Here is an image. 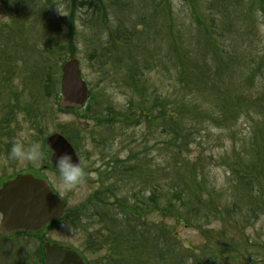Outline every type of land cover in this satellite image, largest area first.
I'll use <instances>...</instances> for the list:
<instances>
[{
    "label": "rangeland",
    "instance_id": "rangeland-1",
    "mask_svg": "<svg viewBox=\"0 0 264 264\" xmlns=\"http://www.w3.org/2000/svg\"><path fill=\"white\" fill-rule=\"evenodd\" d=\"M72 57L90 97L61 110ZM219 78L242 101L223 105L225 123L200 104L225 96ZM158 104L181 111L176 123ZM53 133L82 164L70 190ZM21 174L67 207L37 234L0 233V264H44L45 242L84 264H264V0H0V187Z\"/></svg>",
    "mask_w": 264,
    "mask_h": 264
},
{
    "label": "water",
    "instance_id": "water-1",
    "mask_svg": "<svg viewBox=\"0 0 264 264\" xmlns=\"http://www.w3.org/2000/svg\"><path fill=\"white\" fill-rule=\"evenodd\" d=\"M62 71L60 106L82 107L88 99L89 90L78 59L72 57L63 65ZM46 143L53 150L51 162L54 166L56 157L63 153H70L73 160H79L74 147L63 135L54 133L46 139ZM65 207L66 202L53 194L44 180L31 174L19 175L4 182L0 188V231L40 232L48 223L59 219ZM44 248L45 264H84L73 249L48 242H45Z\"/></svg>",
    "mask_w": 264,
    "mask_h": 264
},
{
    "label": "trees",
    "instance_id": "trees-1",
    "mask_svg": "<svg viewBox=\"0 0 264 264\" xmlns=\"http://www.w3.org/2000/svg\"><path fill=\"white\" fill-rule=\"evenodd\" d=\"M196 21H197L198 24H201L199 19L196 18ZM173 64H174V66H171V69L174 70V74L176 73L178 75V78H177L176 81L179 82V77L181 75V71L178 68H181V67H179L178 63L174 62ZM11 74H13V70L8 71L5 75H8L10 77ZM174 74L171 73V78L173 77ZM209 83H212L211 85L212 86L214 85L213 87L217 88L218 90H224L223 93L225 94V96L223 98H221V101H219L220 100V91H212L211 94L208 96V97L211 98L210 104L205 103L204 101H202V103H200V104H206V105L210 106V108L212 110V113H213L211 115L213 117V119H215L217 122L225 123L226 119H227V116H228V112L223 111V109H222V108H224L223 105L226 104V103L235 104L236 105V104H238V103H240L242 101L239 100V98H240L239 95L237 96V95L233 94L230 97L229 93L225 90L224 84L226 83V78H219V80H215V81L209 80ZM254 94L255 95L257 94V90H255ZM250 98L253 99L252 103L250 104L251 105V110H255V111H253L251 113L259 114L260 113L259 112V108L262 105V102H261L260 98H258L257 96H255V98L254 97H250ZM157 107L161 109L163 116L167 115L166 117H163L164 118L163 121H165V122L167 121L170 124L176 123V119L178 117V114L181 113V111H177L176 108L173 107L172 105L168 106V109H169L168 112H166V110H165V104L164 105H159L158 104ZM251 110L248 109L249 112ZM148 111L150 112V109L147 110V112L145 111V114L148 113ZM238 113L239 112L237 111L235 113L234 117ZM145 117H146V115H145ZM210 122L213 124L212 121H210ZM169 179L171 181V184L173 183V185L170 186V191H173V193L178 196V199L182 200V191L179 190L178 187L174 186V177L170 176Z\"/></svg>",
    "mask_w": 264,
    "mask_h": 264
},
{
    "label": "clouds",
    "instance_id": "clouds-1",
    "mask_svg": "<svg viewBox=\"0 0 264 264\" xmlns=\"http://www.w3.org/2000/svg\"><path fill=\"white\" fill-rule=\"evenodd\" d=\"M12 155L22 160H33L37 155L36 146L23 149L22 146L14 145ZM55 167L58 170L61 191L73 188L84 175L81 162L79 160H73L70 153H63L57 156Z\"/></svg>",
    "mask_w": 264,
    "mask_h": 264
}]
</instances>
